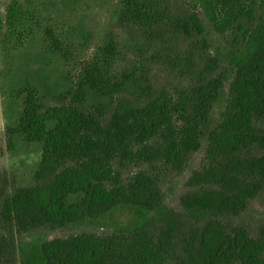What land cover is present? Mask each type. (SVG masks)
I'll return each mask as SVG.
<instances>
[{
	"label": "trees",
	"instance_id": "trees-1",
	"mask_svg": "<svg viewBox=\"0 0 264 264\" xmlns=\"http://www.w3.org/2000/svg\"><path fill=\"white\" fill-rule=\"evenodd\" d=\"M91 2L0 9V264H264V0Z\"/></svg>",
	"mask_w": 264,
	"mask_h": 264
},
{
	"label": "rangeland",
	"instance_id": "rangeland-1",
	"mask_svg": "<svg viewBox=\"0 0 264 264\" xmlns=\"http://www.w3.org/2000/svg\"><path fill=\"white\" fill-rule=\"evenodd\" d=\"M0 9L5 14L6 5L10 0H1ZM90 10L83 12V19L87 26L94 32H103L108 25L111 15V0H95L91 2ZM2 75H3V56L0 48V170L2 182L0 188L12 187L15 185V179H19V175L29 172V165L39 160V156L31 154L25 156L22 153L16 154L8 148V140L6 138L7 118L5 114V100L2 93ZM206 163L204 150L194 155L186 171L175 178L169 186L168 202L172 207L179 204L181 195L186 190V183L192 176L193 172L201 169ZM28 174V173H27ZM264 218V202L256 203L255 220L259 221ZM55 235L51 236L54 237Z\"/></svg>",
	"mask_w": 264,
	"mask_h": 264
}]
</instances>
